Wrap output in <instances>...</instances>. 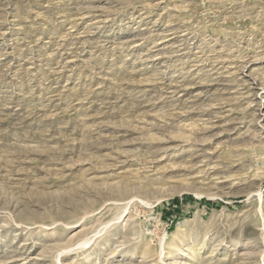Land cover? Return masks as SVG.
I'll list each match as a JSON object with an SVG mask.
<instances>
[{
	"label": "rangeland",
	"instance_id": "1",
	"mask_svg": "<svg viewBox=\"0 0 264 264\" xmlns=\"http://www.w3.org/2000/svg\"><path fill=\"white\" fill-rule=\"evenodd\" d=\"M0 264H264V0H0Z\"/></svg>",
	"mask_w": 264,
	"mask_h": 264
},
{
	"label": "bare ground",
	"instance_id": "2",
	"mask_svg": "<svg viewBox=\"0 0 264 264\" xmlns=\"http://www.w3.org/2000/svg\"><path fill=\"white\" fill-rule=\"evenodd\" d=\"M89 240V239H88ZM88 241H84L83 243H87Z\"/></svg>",
	"mask_w": 264,
	"mask_h": 264
}]
</instances>
